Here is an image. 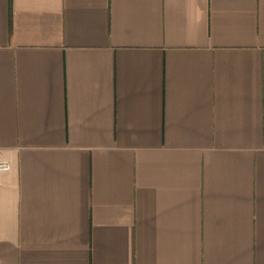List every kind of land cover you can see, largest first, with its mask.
Returning <instances> with one entry per match:
<instances>
[{
    "label": "crops",
    "instance_id": "0c3cea01",
    "mask_svg": "<svg viewBox=\"0 0 264 264\" xmlns=\"http://www.w3.org/2000/svg\"><path fill=\"white\" fill-rule=\"evenodd\" d=\"M0 264H264V0H0Z\"/></svg>",
    "mask_w": 264,
    "mask_h": 264
},
{
    "label": "built area",
    "instance_id": "2783aa9c",
    "mask_svg": "<svg viewBox=\"0 0 264 264\" xmlns=\"http://www.w3.org/2000/svg\"><path fill=\"white\" fill-rule=\"evenodd\" d=\"M12 167L10 161L6 159H0V172L2 171H8Z\"/></svg>",
    "mask_w": 264,
    "mask_h": 264
}]
</instances>
